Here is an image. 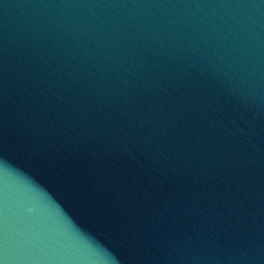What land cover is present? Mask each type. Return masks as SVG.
<instances>
[{
  "label": "water",
  "instance_id": "1",
  "mask_svg": "<svg viewBox=\"0 0 264 264\" xmlns=\"http://www.w3.org/2000/svg\"><path fill=\"white\" fill-rule=\"evenodd\" d=\"M0 264H264V0H0Z\"/></svg>",
  "mask_w": 264,
  "mask_h": 264
}]
</instances>
